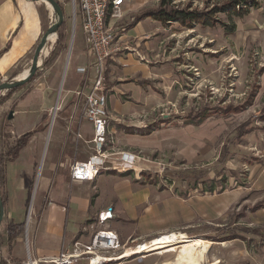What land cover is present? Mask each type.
Segmentation results:
<instances>
[{"label": "rangeland", "instance_id": "obj_1", "mask_svg": "<svg viewBox=\"0 0 264 264\" xmlns=\"http://www.w3.org/2000/svg\"><path fill=\"white\" fill-rule=\"evenodd\" d=\"M59 1L64 7L66 24V47L61 51V61L56 67L51 68L54 62L41 70L42 60L57 37L52 32L35 77L0 103L3 153L33 128L27 129L42 113L43 102L48 99L47 111L42 113L48 117L44 120L48 121L45 135L50 131L56 104L78 101L76 106L81 112L82 95L77 99L75 95L71 97L67 87L80 84L79 76L71 77L70 71L77 62L87 59L82 53L86 51V38L78 0ZM225 1L170 3L171 7L206 10ZM158 3L159 0H132L115 21L119 50L107 60L106 71L109 63L115 65L114 84L121 89L118 99L129 103L133 116L121 117L127 123L112 122L105 150L114 164H106L116 165L117 169L102 171H115L136 184L138 190H147L156 199L169 200L161 217L171 228L166 232H184L189 238L212 242L203 264H264V237L256 233L264 232V0L242 18L233 17V32L220 25L187 26L177 21L162 24L150 17L128 28L139 10ZM35 5L44 16L45 30L56 20L54 9L41 0L35 1ZM214 15L231 23L223 12ZM35 47L18 78L28 72ZM25 96H30L29 100L18 106ZM198 111H204L201 119L187 117ZM10 113L12 119L8 118ZM49 145L43 140L42 153ZM122 152L136 155L130 167L117 159ZM85 155L87 158L88 153ZM7 164L8 161L5 168ZM38 170L33 173L28 217L37 201L35 198L32 204ZM65 170V166L58 167L60 175H65ZM71 189L73 192L74 188ZM175 196L178 199L171 202ZM6 218L5 211L0 225V254L10 264V221ZM21 228L18 232H24L26 227ZM138 243H131V248ZM176 249L177 244L154 246L126 255L129 261L123 264H169ZM149 253L160 256L144 258Z\"/></svg>", "mask_w": 264, "mask_h": 264}, {"label": "crops", "instance_id": "obj_2", "mask_svg": "<svg viewBox=\"0 0 264 264\" xmlns=\"http://www.w3.org/2000/svg\"><path fill=\"white\" fill-rule=\"evenodd\" d=\"M43 17L34 0H0V50L10 44L8 50L0 57L2 81H6L8 77H11L9 80H14L21 75V70H25L28 55L44 31ZM117 45L119 46V40ZM82 53L87 56L86 61L77 62L70 71L71 77H75L76 74L81 80V85L67 87L71 97L75 95V90L87 85V75L76 71L77 67L89 62L87 50H83ZM61 55L62 53L51 68L56 67L61 61ZM114 66L113 63H109L106 71L107 105L110 112L108 135L112 122L121 121L123 116L128 119L133 116L129 103L118 99L121 89L118 84H114L116 79ZM75 97L78 98L76 95ZM29 98L30 96H25L19 101L18 106L25 105ZM77 102L62 101L48 135H45L48 122L45 121L48 117L45 121L41 118L42 113L47 111L49 99L48 102H43L39 117L29 128L27 125L24 126L29 130L37 124L44 123L45 128L32 135L26 146L19 151L17 158L8 162L6 166L5 188L8 193V203L4 208L8 216L6 219L20 224L21 229L26 227L24 232L20 230L16 235L12 253L9 255V258L13 259L10 264L52 263L49 260L59 254L62 246H69L75 239L87 242L91 233L86 231L85 227L88 228V224L95 221L99 213H104L108 209L112 212L111 219H117L107 223L127 246L132 247L134 245H130L131 243L148 242L161 234L170 233L166 232L171 229L170 226L161 218L167 211L169 200H162L159 197L157 200L151 192L138 190L136 184L115 171H102L93 181L71 179V165L87 160L94 153L91 141L92 126L84 118L82 109L81 112L78 111ZM56 119L58 121L53 127ZM122 121L127 123L125 120ZM77 133L80 136H77ZM43 140H47V147L48 143L50 145L49 148L43 149L42 153ZM61 166L66 167L65 175L58 172V167ZM34 169H39V174L35 176L36 196H33L32 204L35 198L37 201L34 209L31 206L32 212L30 210L28 217ZM71 188H74L73 192ZM175 199L178 197L170 200L175 202ZM158 255L149 253L145 254L144 258L152 256L157 258ZM126 261L129 259L115 264H123ZM154 262L152 264H155Z\"/></svg>", "mask_w": 264, "mask_h": 264}, {"label": "built area", "instance_id": "obj_3", "mask_svg": "<svg viewBox=\"0 0 264 264\" xmlns=\"http://www.w3.org/2000/svg\"><path fill=\"white\" fill-rule=\"evenodd\" d=\"M131 2L132 0H78L89 62L76 69L77 72L87 75L88 81L87 85L74 93L76 96L82 95V113L92 126L94 153L87 160L71 165L70 175L74 181H93L102 170L117 169L116 165L106 164L107 161L114 164V160L109 158L110 153L105 150L110 121L106 62L119 50L115 21L122 16L123 9ZM55 108L56 113L58 104ZM76 135L80 136L79 133ZM117 159L130 167L134 164L136 155L122 152ZM111 218V209L99 213L97 219L90 222L88 228L85 227L91 233L87 242L75 239L69 246H62L59 254L49 261L54 264H107L131 255L125 256L127 249L131 247L121 242L118 233L107 223ZM140 244L143 242L135 247Z\"/></svg>", "mask_w": 264, "mask_h": 264}, {"label": "trees", "instance_id": "obj_4", "mask_svg": "<svg viewBox=\"0 0 264 264\" xmlns=\"http://www.w3.org/2000/svg\"><path fill=\"white\" fill-rule=\"evenodd\" d=\"M61 9L63 14L65 13L64 7L59 0H56ZM260 4V0H227L223 4L214 6L211 9L206 10H198V9H191V6L186 7H171L170 0H159L158 5L153 8H144L139 10L129 22L128 27L133 26L138 21L150 17L162 24H169L172 21H177L182 25L190 26L192 23H198L202 26H209L214 27L220 25L224 27V29L228 32H233L235 28V23L233 21V17L242 18L245 16L251 8H257ZM218 12H223L226 14V17L230 19L231 23H227L220 18H217L214 14ZM66 24L63 23L57 29V37L53 43V47L49 50L48 54L43 58L41 64V70L48 69L53 65L56 61L58 56L60 55L61 51L66 47ZM10 44H7L2 50H0V57L3 53H5ZM37 72V70H36ZM35 74L29 79H33ZM28 81V82H29ZM2 82V78L0 75V84ZM24 85V84H23ZM22 86V85H21ZM21 86L6 89L0 92V103L7 99L14 91H16ZM204 111H198L195 114H188L187 117L189 118H197L201 119L204 116ZM47 115V114H46ZM45 114L42 115L41 120H45ZM45 128L44 123L37 124L31 130L23 133L19 136L13 145L6 148V152L3 153L0 151V197L3 203L4 208L8 203V197L5 191L6 185V168L5 163L14 161L19 151L26 146L27 142L29 141L30 137L34 135L36 132L42 131ZM21 225L16 224L13 221H10L7 228V246L8 252L11 253L13 247V241L16 238L18 230L20 229ZM259 236L264 237V232H256ZM1 244V241H0ZM0 261L2 264H6V261L1 257L0 254Z\"/></svg>", "mask_w": 264, "mask_h": 264}, {"label": "bare ground", "instance_id": "obj_5", "mask_svg": "<svg viewBox=\"0 0 264 264\" xmlns=\"http://www.w3.org/2000/svg\"><path fill=\"white\" fill-rule=\"evenodd\" d=\"M68 54L65 55L64 69L67 68ZM54 113L52 114L53 117ZM166 244H177L175 256L169 264H203L205 262V254L212 242L201 238H189L184 232H170L161 234L138 247L127 249L126 255L139 253L151 247Z\"/></svg>", "mask_w": 264, "mask_h": 264}, {"label": "water", "instance_id": "obj_6", "mask_svg": "<svg viewBox=\"0 0 264 264\" xmlns=\"http://www.w3.org/2000/svg\"><path fill=\"white\" fill-rule=\"evenodd\" d=\"M38 1V0H34ZM44 1L52 6L54 9L56 20L46 28L43 33L41 34V37L35 47L32 59H31V65L26 74H24L21 78H17L14 80H8V81H2L0 84V92L6 89L15 88L18 86H21L29 81V79L35 74L36 70L39 66V58L41 56V53L44 49V47L47 44L48 37L52 32H57V29L63 24L64 22V14L62 12V9L59 5V3L56 0H41ZM56 36V35H55ZM9 119H12V114L10 113L8 116ZM4 214V206L0 197V224L3 219ZM0 264L1 261H0Z\"/></svg>", "mask_w": 264, "mask_h": 264}]
</instances>
